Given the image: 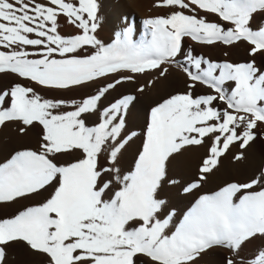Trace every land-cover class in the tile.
Here are the masks:
<instances>
[{
    "label": "snow or ice",
    "instance_id": "snow-or-ice-1",
    "mask_svg": "<svg viewBox=\"0 0 264 264\" xmlns=\"http://www.w3.org/2000/svg\"><path fill=\"white\" fill-rule=\"evenodd\" d=\"M155 6L174 11L146 19L145 39L137 42L126 22L106 45L96 36L98 0H0V49L7 50H0V73L58 90L113 78L79 103L44 99L20 83L0 92V126L19 122L21 133L35 124L43 129L39 152L19 151L0 165V204L53 189L44 203L0 219V264H6L8 248L20 244L45 254L48 264H137L138 256L150 264H198L215 249L226 253L223 264H264V247L251 257L242 255L250 243L264 240V170L249 183L200 196L178 224L175 211L158 195L164 184L179 183L168 178L167 169L182 149L206 145L208 150L198 179L183 188L192 193L233 144L247 149L261 135L254 130L264 125V68L255 59L217 63L191 49L183 53L186 65L177 57L185 38L200 45L243 42L250 56H264V25L252 26L256 14L264 13V0H158ZM61 15L81 34L62 36ZM165 64L182 67L190 91L151 108L134 170L122 174L120 158L138 135L126 130L137 98L126 95L107 107L102 102L140 74L159 69L165 76ZM197 84L215 94L194 97ZM90 115L99 116L94 126L87 124ZM74 150L82 158L58 163ZM102 156L109 166L99 164ZM234 159L244 160V152ZM256 185L262 190L243 194Z\"/></svg>",
    "mask_w": 264,
    "mask_h": 264
},
{
    "label": "bare ground",
    "instance_id": "bare-ground-1",
    "mask_svg": "<svg viewBox=\"0 0 264 264\" xmlns=\"http://www.w3.org/2000/svg\"><path fill=\"white\" fill-rule=\"evenodd\" d=\"M41 2H46V0H41ZM98 2L101 5L98 12L100 27L96 36L106 45L114 41L117 32H122L125 29L126 22L127 26H130L133 30L134 39L139 42L146 38V27L144 25L146 19L166 17L174 11L171 8L156 7L158 0H98ZM186 14L192 15L193 13L186 11ZM198 15L207 16V19L211 22L223 23L212 14L198 11ZM58 24V31L62 36L70 37L81 34L82 30L69 23L63 15L58 18ZM262 25H264V13H257L252 26L255 29ZM225 27H228V25H225ZM189 49H191L193 55L202 56L212 62L238 64L255 59L257 66L264 68V56L259 54L256 57L250 56L249 45L243 42L233 46L223 44L200 45L185 38L182 55L177 57L181 65L187 64L183 53ZM28 50L32 51L31 48ZM87 54L85 53V55ZM161 67L168 68V73L165 76H159V69L140 74L135 81L124 82L118 85L116 89L111 90L102 102L103 106L107 107L126 95H133L137 98L128 111L126 130L136 132L138 135L134 138V141L129 142L126 151L120 158L119 167L122 174H128L134 170L137 156L143 145V133L148 123L151 108L172 95L190 91L188 88L190 81L183 72L182 67H178L176 64H165ZM121 75H129V73H122ZM112 79V77L101 78L99 81L91 82L88 85L58 90L44 88L11 73H0V92L10 89L16 83H20L34 88L44 99L76 101L79 103L83 99L96 94L98 88L112 82ZM225 87L228 91H231L233 86L229 83ZM140 88H143L142 92L138 90ZM191 91L194 97L215 94L212 89L200 84H197L196 89ZM217 106L224 107L222 103ZM62 110L70 111L72 109ZM98 122L99 116L97 115H90L87 120L89 126H94ZM21 127L24 126L19 122H6L4 126H0V165L7 163L19 151H40L42 127L35 124L23 133L20 132ZM254 131L264 135V125H258V128ZM261 135H258L257 140L250 144L247 149H241L238 145L233 144L229 152L221 157L218 168L214 169L213 173L208 174L206 181L201 182L199 190H194L192 193H185L183 188L198 179L202 161L208 155L207 146H189L182 149L181 153L175 154L174 158H170L167 176L179 183L164 184L158 195L159 198L167 201L169 210L175 211L174 220L177 224L195 206L200 196L214 194L231 183L241 185L249 183L260 175L261 170H264V138H261ZM240 152H244L245 159L235 160L234 156ZM80 158H82V154L79 150H74V154L58 161V163H69ZM99 164L104 167L109 166L106 156L101 157ZM259 190H262L261 186L256 185L253 189L243 190V194ZM52 191V187L49 186L48 191L42 190V194H38L34 198H21L11 204H0V219L14 217L28 207L44 203L50 198ZM240 196L241 193H238L237 198ZM262 247H264V240L253 241L245 248L242 255L251 257ZM225 255L226 253L221 249L211 250L199 258L198 264H223ZM48 260L49 258L45 254L36 253L24 244L7 250L6 264H48ZM136 260L137 264H150L148 258L143 256L136 257Z\"/></svg>",
    "mask_w": 264,
    "mask_h": 264
}]
</instances>
